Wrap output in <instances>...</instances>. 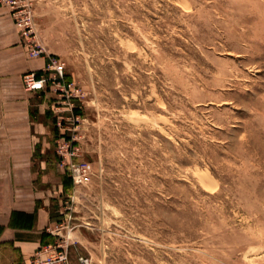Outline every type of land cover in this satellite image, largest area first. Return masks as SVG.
Wrapping results in <instances>:
<instances>
[{
  "label": "rangeland",
  "instance_id": "1",
  "mask_svg": "<svg viewBox=\"0 0 264 264\" xmlns=\"http://www.w3.org/2000/svg\"><path fill=\"white\" fill-rule=\"evenodd\" d=\"M21 3L45 61L52 246L69 264H264V0Z\"/></svg>",
  "mask_w": 264,
  "mask_h": 264
},
{
  "label": "crops",
  "instance_id": "2",
  "mask_svg": "<svg viewBox=\"0 0 264 264\" xmlns=\"http://www.w3.org/2000/svg\"><path fill=\"white\" fill-rule=\"evenodd\" d=\"M31 57L9 10L0 4V264L45 259L53 242L54 193L35 164L47 131L36 111L37 91L22 77L42 68Z\"/></svg>",
  "mask_w": 264,
  "mask_h": 264
},
{
  "label": "built area",
  "instance_id": "3",
  "mask_svg": "<svg viewBox=\"0 0 264 264\" xmlns=\"http://www.w3.org/2000/svg\"><path fill=\"white\" fill-rule=\"evenodd\" d=\"M22 0H0V4L8 7L11 17L19 29L22 36L28 38L29 33L31 32V21L29 17L25 14L23 9ZM29 38L26 40L28 46V52L31 57H38L42 53V49L35 48L29 44ZM60 71V69H59ZM35 72H30L24 75V85L26 89H40L43 86L45 78H35ZM61 248V249H58ZM45 251H48L46 259H40L31 264H69L68 263V252L67 247L64 245H59L54 248L53 246L45 248ZM81 262L85 263L86 259L83 257L79 258Z\"/></svg>",
  "mask_w": 264,
  "mask_h": 264
}]
</instances>
